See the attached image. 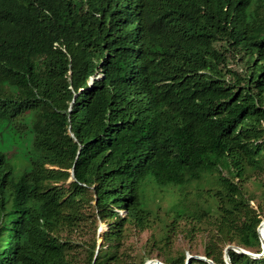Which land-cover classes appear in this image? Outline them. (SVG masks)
Masks as SVG:
<instances>
[{"label": "trees", "instance_id": "trees-1", "mask_svg": "<svg viewBox=\"0 0 264 264\" xmlns=\"http://www.w3.org/2000/svg\"><path fill=\"white\" fill-rule=\"evenodd\" d=\"M0 121V143L30 145L0 148V264H145L182 222L208 228L217 264L233 243L262 252L264 0H0ZM208 176L202 204L175 191Z\"/></svg>", "mask_w": 264, "mask_h": 264}, {"label": "rangeland", "instance_id": "rangeland-1", "mask_svg": "<svg viewBox=\"0 0 264 264\" xmlns=\"http://www.w3.org/2000/svg\"><path fill=\"white\" fill-rule=\"evenodd\" d=\"M4 122V121H3ZM0 121V129L2 130L4 126H6V122L3 123ZM8 141L3 144L0 143V148L3 150H10L11 153L17 152V154H24L27 152L29 148V143L25 141L24 138L20 137L19 132L16 129L10 130V132L7 134ZM214 177L208 176L205 179L193 181L191 185H187L186 187H176V192H179L182 188L184 192H190L192 194L191 200L192 201H198L200 204L203 203V200H197V197L195 196V192L197 190H202L203 188L208 189L212 184H214ZM245 190L248 191L249 194L255 195V197L259 196L261 193L260 186L254 182V180H250L246 182ZM260 201L259 198L254 200L251 205L258 209V202ZM176 202V197H174L169 192H164L161 194V211L160 214L164 215V212H166L171 205H173ZM186 222L180 223L179 226L176 227V231L172 236L171 242L168 244V246L165 248L164 252L161 253L160 259L157 258V250L152 252V257L154 260H163L166 256V252L170 254L171 256H179L182 252L186 253L187 256H204L205 246L206 243L209 241V235L210 231L208 228H204L202 226H196L195 230L189 233V226L185 225ZM108 231V226L99 221L98 222V230L96 233V239L98 246L103 243V235L104 233ZM158 229H152L149 231H146L142 234H132L125 245V250L127 253H131L133 255L144 256L146 253L145 247H147L148 243L151 242L153 233L157 234ZM71 239L76 242H81L83 239L92 238L94 237V230L92 225L84 227V229L79 234H72L70 235ZM157 237H160L159 235ZM237 245L236 243H233ZM232 245V244H231ZM228 246V245H227ZM226 246V247H227ZM223 246V255L224 250L226 248ZM149 249V245H148ZM84 264V263H81Z\"/></svg>", "mask_w": 264, "mask_h": 264}, {"label": "water", "instance_id": "water-1", "mask_svg": "<svg viewBox=\"0 0 264 264\" xmlns=\"http://www.w3.org/2000/svg\"><path fill=\"white\" fill-rule=\"evenodd\" d=\"M99 77H101V75H99L97 78H99ZM70 181H72V179ZM257 232H258V235H259V238L261 241V246H262V252L261 253L257 254V253L247 251L244 248L239 247L235 244L228 245L224 250L225 263L226 264H232L231 258H230V251H235L236 253L247 255L250 258L255 259V260L264 258V220L258 226ZM192 259L203 260L209 264H217L213 260L208 259L205 256H187L185 264H191ZM145 264H165V263H163L159 260L152 259V260L147 261Z\"/></svg>", "mask_w": 264, "mask_h": 264}]
</instances>
